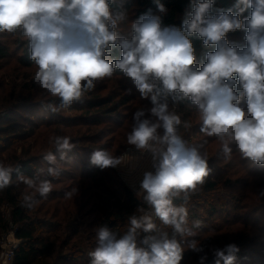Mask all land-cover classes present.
Listing matches in <instances>:
<instances>
[{"label": "clouds", "instance_id": "9594fccd", "mask_svg": "<svg viewBox=\"0 0 264 264\" xmlns=\"http://www.w3.org/2000/svg\"><path fill=\"white\" fill-rule=\"evenodd\" d=\"M113 3L0 0V32L19 30L27 38L29 58L37 66L34 80L60 98V107H69L116 70L133 81L142 99L150 101L151 107L133 114L127 135L128 145L140 157L151 158V169L143 172L136 191L143 193L149 210L129 216L122 234L100 226L90 264H181L184 248L178 237L193 236L194 229L201 227L200 221L189 227L186 204L212 170L202 145L190 146L178 134L181 119L168 98L173 104L187 98L196 106L201 132L220 141L225 159L235 149L243 158L264 165V0H236L232 8L215 10L214 0H189L179 27L163 25L167 9L156 0L159 14L149 10L132 21L130 35L118 33L128 12L122 7L113 10ZM246 11L249 15L243 16ZM237 30L245 32L243 45L227 38ZM193 36L214 49L204 54L202 64L196 62ZM117 49L119 58L113 56ZM50 143L59 161L71 162L70 138L54 136ZM136 159L95 150L90 164L103 170L126 167ZM43 160L47 169H38L31 178L17 176L32 190L24 194L23 207H35L36 195L47 198L52 190L51 181L40 179L41 175L61 174L53 152L44 154ZM14 171L18 169L0 162V190L12 184ZM175 199L183 203L176 205ZM156 220L170 227L172 234L158 227ZM189 248L204 251L195 241L189 242ZM238 253L234 243L213 250L216 264H235ZM200 259L203 264L207 255Z\"/></svg>", "mask_w": 264, "mask_h": 264}, {"label": "trees", "instance_id": "16d2710c", "mask_svg": "<svg viewBox=\"0 0 264 264\" xmlns=\"http://www.w3.org/2000/svg\"><path fill=\"white\" fill-rule=\"evenodd\" d=\"M136 2V7L132 9L134 20L149 10L154 14H159L156 0H136ZM235 2L236 0H214V10L232 8ZM133 3L134 0L125 1L127 7ZM159 3H162L167 9V13L162 17L163 25L179 27L183 20L181 16L188 9L189 0H159ZM112 8L113 10L120 9L115 0ZM248 15V11L243 14V16ZM19 33L22 35L20 31ZM6 37V32H0V62H4L11 51V44L5 39ZM191 39L197 56L196 62L202 64L205 62L204 54L214 49L205 47L202 40L196 36L191 37ZM15 43L20 54L16 56V60L26 67L36 66L35 62L29 58L27 38L17 39ZM119 55V50H115L113 56L119 58ZM112 76H123V73L116 70ZM29 88H31L30 85ZM29 96V93L24 96L20 94L18 97L20 102L13 109H9V112L4 111V109L0 110V162L18 169V172L14 171L12 174V184L0 190V236L12 227L15 236L19 239L13 264H90L89 253L97 246L96 230L100 226H107L112 231L122 234L127 230L128 217L142 215L147 208L143 202V195L137 197L129 187L119 180L113 168L101 170L93 165L77 167V164L74 163L75 174L70 177L72 182L63 185L61 189H52L47 198H42L37 194L36 199L39 201V205L36 204L35 207L29 209L22 206V201L24 194L31 192V189L27 188L23 182L18 181L17 176L19 174L28 178L35 176L38 169L45 168L43 166L46 163L43 160L44 154L51 151L59 157V153L55 151L53 145L49 150H43L44 145H42L40 149H37L38 152L29 155L31 151L30 145H28L29 147L23 148L22 151L24 152L23 155L26 156L19 157L11 154L8 159H4L2 155L14 141H26L35 137V132L40 128L39 126L45 129L46 134H50L47 138L43 137L44 141L45 139H52L54 136L68 137L70 143L73 140H80L82 137L80 139H77V136L73 137L75 133L79 134L80 127L77 126L78 124H89L90 126L104 121L114 122V125L110 127V132H115L123 122L121 118H127V116L122 117V113L118 111L119 108L127 107L134 97L128 94L119 96V101L109 106L106 103L111 100V95L105 99L90 97L86 101L81 98L65 108L69 111L80 110L82 114L79 118H77L78 116L73 117V115H52V117L55 116L53 119L50 114L44 111L38 122L31 121L29 117H26L25 120L29 123L26 127L20 119L21 115H11V113L15 108L35 111L38 107L33 105L35 102L27 101ZM52 102L55 106L60 107L59 97L54 98ZM147 104L150 102L143 101V105ZM94 108H98L97 111L93 112ZM140 108L141 106L137 105V110ZM176 109V114L181 119V125L177 130L178 134L188 144L192 136L199 132L202 134L201 138L192 141L189 145H202L201 151L207 155L209 167L212 170L209 176L205 178L204 183L198 185L195 192L190 193L189 201L186 204L188 218L192 219L191 226L193 222L200 221L201 227L194 229L196 230L195 235L181 241L184 248L181 264H201L200 257L205 254L207 259L203 261V264H216L213 250L233 243L239 247L236 262L239 264L254 262L259 264V259L264 258V238L256 231L257 227L254 224L256 221H249V217L254 212L258 210L261 212L264 209V166L261 169L257 168V170L254 167H249V160L243 158L235 149L231 158L225 159L220 141L201 132L198 123L200 114L196 106L185 98L176 103ZM129 123L133 124V118L130 119ZM89 126L88 129L91 128ZM131 128L128 126L123 128L124 131L126 130L124 133L126 138ZM103 132H92L89 135H83V137L87 142H96L101 140L98 137H102ZM90 136L96 139L94 141L87 139ZM37 139V137L33 138V144L37 145ZM81 141H84L83 138ZM48 143L50 141L46 145ZM126 146L130 145L123 146L119 151L113 150L111 155L120 156ZM81 148L79 150H84ZM87 149H93V147H87ZM47 166L49 165L47 164ZM237 174L241 176L237 177ZM52 178L55 177L48 176L46 172L40 176V179H48L49 181H53ZM220 188L242 190L239 195L238 192L237 195L230 197L234 199V210L238 209L240 203V208L244 211L245 216H240L238 220L225 219L223 223L217 225H204L202 203L206 206L205 211L210 216L219 213V207L228 206L227 199L220 200L221 197L212 196L213 192L218 193ZM68 193L71 195H67ZM224 194L226 193L220 195ZM90 203L96 211L93 220L87 218L91 213L90 208L84 209L86 206H90ZM182 203V199L174 200L176 205ZM4 205L10 209V218L5 217L2 211ZM37 214H41L42 217L37 216ZM237 221L239 225H237ZM156 223L158 227L168 231L169 235L172 234L170 227L162 225L159 220H156ZM74 237L76 239L71 243ZM192 241L201 245L204 251L198 253L191 250L189 242Z\"/></svg>", "mask_w": 264, "mask_h": 264}, {"label": "rangeland", "instance_id": "374dc122", "mask_svg": "<svg viewBox=\"0 0 264 264\" xmlns=\"http://www.w3.org/2000/svg\"><path fill=\"white\" fill-rule=\"evenodd\" d=\"M115 1L119 4L120 8L122 7L128 12V20L122 23L121 25H119L117 28V31L122 35H130L131 34V22L134 21L132 9L136 7L137 2L136 0H134V3L127 7L125 5L126 0H115ZM181 18L182 19L185 18V13L181 16ZM6 35L7 37L5 39H7V41L11 44V51H10L9 57L4 62H0V110L4 109V111L6 110L7 112H9L10 111L9 109H13V107L18 105V103L20 102L18 98L20 94L24 96L27 93H29L30 96L28 98L29 100L27 99V101L35 102L33 105H36V107L38 108L33 112L32 110L24 111V110L15 108V110H13V112L11 113V115L12 114L21 115L20 119L24 123L23 125H26V127L29 124L28 121L25 120L26 117H29L31 121L38 122L40 121L39 119L42 118L40 116L44 114L43 113L44 111L47 112V114H50V117L53 119H55V116L52 117V115H56V116L57 115H65V116L73 115V117L78 116L77 118H79L82 114L80 110L77 109L74 111L72 110L69 111L63 107L60 108L59 106H55L53 104L52 101L54 100V98H58V97L52 96L50 93H48L45 89L41 88L35 82L34 75H35V72L37 71V67L35 65L26 67V66L21 65L16 60V56L20 54L18 52L19 48H17V44L15 43V41H17V39H24L26 37L20 35L19 30L13 33L6 32ZM227 38L229 39L230 42L234 41L239 44L245 43L244 42V32L241 30L228 33ZM29 85L31 86V88H29ZM127 94L130 96H133L134 99L132 102L129 103L127 107L119 108L118 111L122 113L123 115L122 117L127 116V118H124V119L121 118L123 122L121 123L120 127L117 128L115 132H112V133L110 132L111 130L110 127L114 125V122L109 123V122L104 121L99 124L94 123L90 126L89 124H83V125L78 124L77 125L78 127H80V131L78 132L79 134L75 133L73 137L77 136L78 137L77 139H80L82 137L84 141H81L82 139L81 138L80 140H75V141L73 140V142L71 143L73 145V148L71 150L72 156H71V151L68 152L67 154L71 160L70 163L59 161V157H57L58 164L56 165V167L60 170L61 174L58 177L52 178L53 180L51 181L52 189H57V190L61 189L63 185H68L69 183L72 182L70 177L75 174L74 168H73L75 165L74 163L77 164V167L92 166L90 164V157L93 151L106 150L107 152H109V154H111L113 150L117 149L119 151L123 146L128 145L127 138L124 136L125 135L124 133H126L125 132L126 130L124 131L123 128L126 126L132 127L133 124L129 123V121L130 119L133 118V114L137 111V105H140L141 108L151 107V104L143 105V101L144 102L145 101L150 102V101L142 99L140 96V93L136 90L133 81L124 75L123 76H111V77H106L101 80H98L95 84V87L92 90L84 93V95L81 97L82 99H84V101H86L90 97H98L100 99H105L111 95V98H110L111 100L108 103H106L107 106L119 101V96L127 95ZM168 100H169L171 110L176 113L177 111L176 104H173L171 97H169ZM241 102L244 103L243 100ZM50 106L57 108V111H52ZM97 109L98 108H94L93 112L97 111ZM198 123L200 124L199 126L201 129L202 120L200 116L198 117ZM88 126L91 128L88 129ZM39 127L40 128H38L37 131L35 132V135H36L35 137L38 138L37 145L33 144V138L35 137L31 138L30 140H26V141L16 140L13 142V144H11L8 150H5L3 152L2 157L4 159L5 158L8 159L9 155L11 154L17 155L19 157L26 156V155H23L24 152L22 151H23V148H26L28 145H30V151H31L29 155H31L32 153L38 152L37 149H40V146L42 145H44V147L42 148L43 150H49L52 147V144L48 143V145H46V143L50 141L51 138L45 139V141H44V138H47L48 136H50V134H46L45 129L42 128L41 126ZM100 131H104V132L101 134L102 137H98V138H101V140L99 141L87 142L86 139L83 137V135H89L92 132H100ZM201 137H202V134L200 132L195 134L194 136H192V139L189 142V144L192 141H195ZM87 139L94 141L96 138H92L90 136ZM80 147H82L81 149H84V150H79ZM87 147H93V149H87ZM248 164H249V167H254V169L256 170L257 168L261 169L264 166V165H260L257 163H253L250 160L248 161ZM45 165L47 166V163L43 164V166L45 167L44 169H46ZM113 169L115 170L116 175L119 178V180L124 185H126L130 189L131 188L134 189V190L132 189L131 190L137 197H140L141 195H143L142 192H136V191L138 190L139 181L140 179H142L143 172L151 169L150 156L145 159H138L137 161L135 160L132 165H129L126 167L113 168ZM251 169L254 170L253 168ZM240 176H241L240 174H237V177H240ZM241 191L242 190H238V189L224 190V188H220L218 190V193L213 192L212 196L217 195L218 197H221L220 200L227 199L228 206L219 207V213H217L216 215L210 216L208 213H206L205 211L206 206L204 205V203H202L201 204L203 206V216L202 217L205 219L204 225H209V226L210 224L217 225L219 223H223L225 219L238 220L240 216H245L243 213L244 211L240 208V205H241L240 203H239L238 209L234 210V204H233L234 199L230 197L231 195H237L238 192H239L238 193L239 195ZM222 193H226L224 194L225 196L220 195ZM241 203L243 202L241 201ZM89 205L90 206H86L84 209L90 208L91 213L90 215H88L87 218L90 220H93L96 216V211L94 210V206L91 203ZM2 211L5 217L10 218L9 217V211H10L9 207L4 205L2 207ZM30 214L32 215V213ZM37 216L42 217L41 214H37ZM246 219H248L247 216H246ZM188 221H189L188 222L189 227H191L190 223L192 222V219L188 218ZM249 221H252V222L256 221L254 223L257 227L256 231L259 235H262V237L264 238V209L261 212L260 210L254 212L252 216L249 217ZM237 225H239L238 221H237ZM9 232H12V231H9ZM194 232L196 233V230H194ZM185 238L187 237H183V238L178 237V239H180L181 241H183ZM75 239L76 238L74 237L71 240V243ZM258 263L264 264V258H260ZM235 264H239V263L235 262ZM242 264H257V263L254 262V263H242Z\"/></svg>", "mask_w": 264, "mask_h": 264}, {"label": "built area", "instance_id": "2783aa9c", "mask_svg": "<svg viewBox=\"0 0 264 264\" xmlns=\"http://www.w3.org/2000/svg\"><path fill=\"white\" fill-rule=\"evenodd\" d=\"M149 156L150 155H144L143 157H140L139 153L135 150L133 146H126L120 155V157H123V159L125 160H129L132 157H137L136 161L138 159H145ZM148 210L149 209L147 206L144 212ZM18 242L19 239L16 238L12 227L10 228V230H8L7 232L3 233L0 236V264L14 263V255H15V250L18 246Z\"/></svg>", "mask_w": 264, "mask_h": 264}, {"label": "crops", "instance_id": "0c3cea01", "mask_svg": "<svg viewBox=\"0 0 264 264\" xmlns=\"http://www.w3.org/2000/svg\"><path fill=\"white\" fill-rule=\"evenodd\" d=\"M132 189V188H131ZM132 190H134V189H132Z\"/></svg>", "mask_w": 264, "mask_h": 264}]
</instances>
